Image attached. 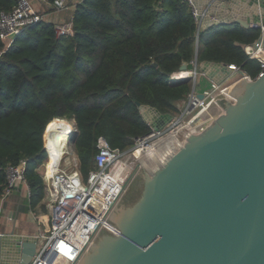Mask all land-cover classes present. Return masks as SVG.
I'll return each instance as SVG.
<instances>
[{"label": "trees", "instance_id": "obj_1", "mask_svg": "<svg viewBox=\"0 0 264 264\" xmlns=\"http://www.w3.org/2000/svg\"><path fill=\"white\" fill-rule=\"evenodd\" d=\"M17 2L0 0V10ZM73 22L74 33L60 36L53 22L29 25L6 50L0 37V198L6 166L25 158L32 206L42 201L38 168L58 131L76 126L73 146L86 177L101 135L126 148L152 130L141 105L177 113L193 82L171 74L196 56L237 63L253 76L261 69L244 49L259 28L224 23L199 30L185 0H83Z\"/></svg>", "mask_w": 264, "mask_h": 264}, {"label": "water", "instance_id": "obj_2", "mask_svg": "<svg viewBox=\"0 0 264 264\" xmlns=\"http://www.w3.org/2000/svg\"><path fill=\"white\" fill-rule=\"evenodd\" d=\"M194 2L208 9L202 27L264 21V0ZM200 70L218 81L231 73L208 60ZM141 112L155 129L173 117L149 104ZM145 144L158 152L155 165L141 167L76 264H264V70ZM37 246L36 235H0V264H29Z\"/></svg>", "mask_w": 264, "mask_h": 264}, {"label": "built area", "instance_id": "obj_3", "mask_svg": "<svg viewBox=\"0 0 264 264\" xmlns=\"http://www.w3.org/2000/svg\"><path fill=\"white\" fill-rule=\"evenodd\" d=\"M81 1L83 0H54L50 3L49 0H18L13 9L0 10V37L4 42V50L15 42L17 36L27 26L42 21L53 22L59 36L73 34V15L69 20L51 21L48 19L47 9L51 7L55 12L61 13L72 5L76 7ZM185 1L191 5L200 30L205 17L208 16V9L199 13L194 0ZM209 19L214 20L216 16L211 15ZM259 29L260 36L254 42L244 45V49L250 59L260 62V72L253 76L237 63H225L231 73L218 81L200 70V62L196 56L190 62H186L192 63L194 67L187 74L190 76H184L191 78L192 90L186 98L178 102V113L173 114L172 119L165 126L175 121H191L193 114L199 113L200 108L208 100L221 96L242 80H254L261 75L264 70V21L261 22ZM198 39L199 35H197ZM180 70L172 72L171 78L175 79ZM205 76L210 78L209 83L203 80ZM200 92L204 94L203 98L198 96ZM221 99H225V95ZM73 121L75 123V119ZM149 124L151 125L150 122ZM165 126L155 129L151 125V131L162 133ZM76 132L75 126L71 139ZM150 132L136 137L126 148L113 147L107 138L101 135L97 142L94 166L86 179L79 169L78 158L74 156L70 163L62 162L49 179L41 174L45 187L43 202L49 227L47 231L37 235L38 246L29 264H76L80 260L98 233L103 230L112 205L126 189L139 163L141 167H145L144 162H147L148 166L155 165L158 152L151 144H145ZM45 149L49 153L46 144ZM70 149L72 156L75 151L72 146ZM62 159L64 160L65 157ZM26 168L25 158L6 166V185L1 196L2 200L10 195L20 182L28 185V193L31 194ZM41 240L43 243L40 245Z\"/></svg>", "mask_w": 264, "mask_h": 264}, {"label": "crops", "instance_id": "obj_4", "mask_svg": "<svg viewBox=\"0 0 264 264\" xmlns=\"http://www.w3.org/2000/svg\"><path fill=\"white\" fill-rule=\"evenodd\" d=\"M74 9L75 7L72 5L69 9L57 13L51 8L48 10V19L51 21L69 20ZM43 204L42 199L38 205L32 206L28 185L20 182L4 200L0 198V235L14 233L37 236L41 232L47 231L49 219L43 209ZM14 248L12 245L7 247L10 254L15 253Z\"/></svg>", "mask_w": 264, "mask_h": 264}, {"label": "bare ground", "instance_id": "obj_5", "mask_svg": "<svg viewBox=\"0 0 264 264\" xmlns=\"http://www.w3.org/2000/svg\"><path fill=\"white\" fill-rule=\"evenodd\" d=\"M189 71L190 69H182L178 71V74L176 75L175 79L184 78V76H190L187 75L189 74L188 73ZM73 132L74 131L65 133L63 136L61 131L55 133L52 142V147L53 149H55L54 153L52 152L53 153V154L51 153L52 155L51 154L48 155V157L44 160L43 165L38 168L40 174H42L45 178L49 179L52 175H54V173L59 169V166L61 165L62 162L70 163L72 161L69 140L71 139ZM46 148L48 149L47 144H46ZM153 156L156 157V155ZM63 157H65L64 160L62 159ZM143 165L148 166L147 162H144Z\"/></svg>", "mask_w": 264, "mask_h": 264}, {"label": "rangeland", "instance_id": "obj_6", "mask_svg": "<svg viewBox=\"0 0 264 264\" xmlns=\"http://www.w3.org/2000/svg\"><path fill=\"white\" fill-rule=\"evenodd\" d=\"M47 10H50V8H48ZM209 79L210 78H208V77H203V80L205 81V82H208L209 83ZM177 113H178V111H177ZM177 113H175V114H177ZM74 119V118H73ZM71 132V131H70ZM69 133V132H68ZM63 136V135H62ZM69 146H72L73 147V149H74V146H73V137H72V139H71V141H70V143H69ZM55 150V149H54ZM54 150H53V153H54ZM52 153V154H53ZM51 154V155H52ZM77 157V155H76V153L75 154H72V157ZM144 159V158H143ZM47 163H48V161H47ZM142 166V165H141ZM141 166H140V163H139V166L136 168V170H134V172H133V174H132V178L130 179V181L128 182V184H127V186H126V189L124 190V192L122 193V195L120 196V198L118 199V201L117 202H122L123 201V196H124V194H125V192H126V190L133 184V182H134V180H135V178H136V176H137V174L140 172V170H141ZM47 169V168H46ZM84 175V174H83ZM88 176V175H87ZM87 176L85 177L84 176V178L86 179L87 178ZM115 206H116V203H115ZM115 206H114V208H113V211L115 210ZM47 230V229H46ZM43 243V240H41V242H40V245Z\"/></svg>", "mask_w": 264, "mask_h": 264}]
</instances>
